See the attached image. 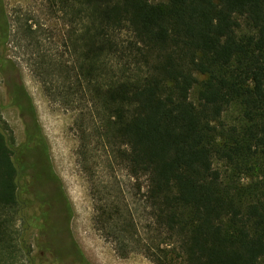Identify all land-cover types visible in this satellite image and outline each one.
Returning <instances> with one entry per match:
<instances>
[{
    "label": "trees",
    "instance_id": "1",
    "mask_svg": "<svg viewBox=\"0 0 264 264\" xmlns=\"http://www.w3.org/2000/svg\"><path fill=\"white\" fill-rule=\"evenodd\" d=\"M42 1L60 30L44 29L50 48L34 59L35 74L53 102L77 105L76 124L91 122L144 188L142 227L132 208L99 213L117 252L155 264H264V0ZM10 28L0 0V48ZM6 66L1 54L0 72ZM13 99L29 119L17 145L0 118V264H28L27 236L41 221L47 230L34 203H49L31 197V183L64 191L22 84ZM233 108L239 118L225 121Z\"/></svg>",
    "mask_w": 264,
    "mask_h": 264
},
{
    "label": "rangeland",
    "instance_id": "2",
    "mask_svg": "<svg viewBox=\"0 0 264 264\" xmlns=\"http://www.w3.org/2000/svg\"><path fill=\"white\" fill-rule=\"evenodd\" d=\"M3 2L11 28L8 43L0 48V55L3 54L7 61V66L0 72V118L12 129L16 144H22L25 121L29 117L22 115L13 99L15 86L22 84L33 103L38 123L48 143L50 165L65 196L63 198L60 195H51L48 182L44 183L43 180L34 189L42 194L43 202L48 201L50 204L48 221L53 247L61 249L67 244V238L62 232L66 228L88 264H155L138 250L125 257L121 256L117 252L115 240L108 236L107 226L99 221V213L114 205L122 210L132 208L136 210V217L139 216L142 213L141 192L144 188L140 192L135 181L130 180L124 166L111 158L112 155L104 147V143L99 142L91 122L85 119L76 124L77 115L81 111L76 110L77 105L73 108L53 102L47 93V84L45 86L43 83L45 80L35 74L38 66L34 59L41 55L39 53H47L50 48L45 40L47 31L44 29L56 27L58 21L47 13L42 0ZM26 24L33 25L37 32L29 35ZM56 28L60 30V26ZM37 35L40 41L41 37L44 41L40 48L35 44L39 40ZM60 41L58 36L55 41L57 47L60 46ZM36 51L38 54L34 53ZM197 92V87L191 92L194 102ZM239 114L238 109L233 108L225 115V121L233 123L239 118ZM215 167L223 173L224 178H228L230 168L227 164L216 160ZM33 172L32 169L31 173ZM251 179L247 176L242 181L249 184L252 183ZM66 204L69 205L71 215L65 207ZM33 212H28L29 216ZM138 220L142 227L147 218L139 216ZM40 226L39 229L32 230L24 242L29 255L28 264H61L59 257L47 249V232L42 228V221ZM17 227L22 230L23 223L17 222ZM14 264L22 262L19 260Z\"/></svg>",
    "mask_w": 264,
    "mask_h": 264
},
{
    "label": "flooded vegetation",
    "instance_id": "3",
    "mask_svg": "<svg viewBox=\"0 0 264 264\" xmlns=\"http://www.w3.org/2000/svg\"><path fill=\"white\" fill-rule=\"evenodd\" d=\"M18 110H19V108H18ZM24 134H25V131H24ZM40 168H42L44 170V172L47 173V171H48L47 165H41ZM49 173H51L50 169H49ZM37 185H38L37 179H33V182L31 183L32 192L31 193L29 192V194L32 195L31 197L35 200H36V194L34 193V189H35V187H37ZM56 186H58V185L56 184ZM56 186L54 187L52 193L61 192V190L57 189ZM65 207L67 208V205H65ZM48 208H49V203L43 204V203L38 202V201H37V203L35 202L34 206H33L34 213H35V211L36 212L39 211L41 213V219L44 221V226L47 228V230H45L47 232V249L59 257V262L61 264H77V263L85 264V262L83 261V259L81 257V252L79 251V249L76 246V243L72 237V234L66 228L62 229V232H63L64 237L67 238V244L64 243L65 246L61 249L60 248L57 249V248L53 247L52 241H51V234L49 231V225H48V223H46V218L48 219V214H47ZM65 223H67V221L64 222V225H65ZM34 229L35 228H33V230ZM65 242H66V239H65Z\"/></svg>",
    "mask_w": 264,
    "mask_h": 264
},
{
    "label": "water",
    "instance_id": "4",
    "mask_svg": "<svg viewBox=\"0 0 264 264\" xmlns=\"http://www.w3.org/2000/svg\"><path fill=\"white\" fill-rule=\"evenodd\" d=\"M82 259H84V262H85V264H88V263L86 262V260H85L84 256H83V254H82Z\"/></svg>",
    "mask_w": 264,
    "mask_h": 264
},
{
    "label": "bare ground",
    "instance_id": "5",
    "mask_svg": "<svg viewBox=\"0 0 264 264\" xmlns=\"http://www.w3.org/2000/svg\"><path fill=\"white\" fill-rule=\"evenodd\" d=\"M89 251V250H88ZM95 252V251H94Z\"/></svg>",
    "mask_w": 264,
    "mask_h": 264
}]
</instances>
